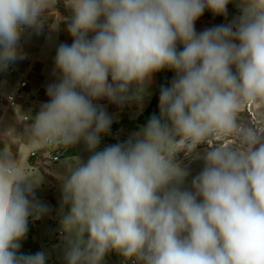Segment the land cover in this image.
<instances>
[{
	"label": "clouds",
	"instance_id": "clouds-1",
	"mask_svg": "<svg viewBox=\"0 0 264 264\" xmlns=\"http://www.w3.org/2000/svg\"><path fill=\"white\" fill-rule=\"evenodd\" d=\"M65 2L72 43L57 50L60 80L23 143L83 139L94 150L111 125L94 100L122 103L133 85L139 98L153 73H176L160 90L159 117L71 169L63 184L71 207L61 221L67 264H101L111 250L141 264H264V117L243 115L264 106V0H239L237 19L199 34L205 9L226 15L232 0ZM49 6L0 0V68L22 58L23 26L38 27ZM12 144L0 148V264H45L44 252H20L28 218L47 208L29 199L36 180ZM202 144L205 166L192 190L182 189L188 173L175 156Z\"/></svg>",
	"mask_w": 264,
	"mask_h": 264
},
{
	"label": "crops",
	"instance_id": "crops-1",
	"mask_svg": "<svg viewBox=\"0 0 264 264\" xmlns=\"http://www.w3.org/2000/svg\"><path fill=\"white\" fill-rule=\"evenodd\" d=\"M61 1L62 4L59 0H48L50 6L39 17L38 27L24 26L18 47L22 58L9 63L6 68H0V148L6 140L13 143V150L20 154L27 173L36 180L29 199L47 208V212L38 219L28 218V230L20 241V252L25 255L44 252L45 264H67L68 233L61 221L71 206L63 204L65 180L73 167L86 163L94 152L103 149L97 145L90 150L83 139L57 147L43 143L27 145L20 139L23 137L26 140V128L34 123L42 106L50 100L48 88L60 80L61 73L55 63L58 48L61 44L72 43L68 25L73 11L65 0ZM58 2L62 5L61 10ZM19 81L26 82L25 97L10 105L7 96ZM93 103L105 109V105L114 102L100 98ZM122 118L118 115L113 120ZM32 152L34 156H31ZM52 157L57 159L53 161ZM101 264H115L111 251L106 253Z\"/></svg>",
	"mask_w": 264,
	"mask_h": 264
},
{
	"label": "rangeland",
	"instance_id": "rangeland-1",
	"mask_svg": "<svg viewBox=\"0 0 264 264\" xmlns=\"http://www.w3.org/2000/svg\"><path fill=\"white\" fill-rule=\"evenodd\" d=\"M62 4L63 1L59 0ZM58 2V3H59ZM59 3V10H61ZM239 0H232L227 6L226 15H214L207 8L205 9L203 15L196 20L195 22V30L197 34L200 32L215 27L219 25H227L232 23L235 19H237L241 14V9L238 6ZM94 33H90V38ZM177 49L182 50L183 45L177 42ZM176 73L174 70L169 68H164L158 72L152 74L151 78L147 80L143 86V91L139 93V98H136V86L133 85L130 88L129 99L125 100L122 103H111L105 105L104 111L111 118L110 129L107 133L100 134V142L98 144L103 147L104 150L106 147L115 145L118 143H125L129 139L134 137L135 133H138L136 129L135 120L138 115H141L147 107L150 105L152 100L160 94V90L162 87H170L171 82L175 78ZM109 83H111V77L108 78ZM103 99H108L107 97H103ZM107 106V107H106ZM121 116L124 121L121 120H113L116 117ZM243 115L247 119H255L257 116L264 117V106L260 103L249 105L245 110H243ZM127 119V120H126ZM114 121V122H113ZM132 121V122H130ZM119 123V124H118ZM224 144L230 145L234 144V139H227L223 141ZM208 149V145L202 144L197 147V149L191 154H185V152L181 151L176 154L175 162L180 166L181 169L187 171L188 175L184 179L183 184L181 185L182 189L192 190V180L195 178L204 168L205 161L203 159V155Z\"/></svg>",
	"mask_w": 264,
	"mask_h": 264
},
{
	"label": "built area",
	"instance_id": "built-area-1",
	"mask_svg": "<svg viewBox=\"0 0 264 264\" xmlns=\"http://www.w3.org/2000/svg\"><path fill=\"white\" fill-rule=\"evenodd\" d=\"M24 28V26H23ZM90 33L88 34V38H90ZM25 88H26V82L25 81H19L17 82L14 91L7 96V102L10 105L16 104L17 101L23 100L25 97ZM35 153L32 152L31 156H34ZM57 157H52L51 160H56ZM112 258L115 262V264H141V262L137 261L135 257L126 259L122 254L115 250H111Z\"/></svg>",
	"mask_w": 264,
	"mask_h": 264
},
{
	"label": "trees",
	"instance_id": "trees-1",
	"mask_svg": "<svg viewBox=\"0 0 264 264\" xmlns=\"http://www.w3.org/2000/svg\"><path fill=\"white\" fill-rule=\"evenodd\" d=\"M159 95L160 94H157V96H155V98L152 100V102L147 107V109L141 115L138 116V118L135 120V122H133V123H135L136 129L138 131H141V129L143 128V126H145L147 124L148 120L153 115H155L157 117L160 116V110H159ZM124 120L125 119H121L119 121V123L122 122V121H124ZM130 122H132V121H130Z\"/></svg>",
	"mask_w": 264,
	"mask_h": 264
}]
</instances>
